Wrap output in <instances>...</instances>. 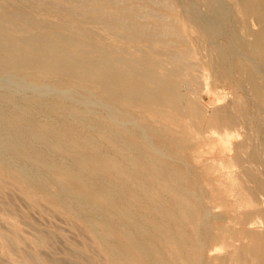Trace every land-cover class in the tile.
<instances>
[{
	"label": "bare ground",
	"instance_id": "obj_1",
	"mask_svg": "<svg viewBox=\"0 0 264 264\" xmlns=\"http://www.w3.org/2000/svg\"><path fill=\"white\" fill-rule=\"evenodd\" d=\"M216 2L219 3L217 0ZM148 3H150V5L154 3L156 7L157 4H159V6L160 4H164L167 9H175V0H0V80L28 85L43 84L45 86V84H48L50 86H48L49 88L52 87L54 90L57 89L64 92L65 95L70 99L72 98V100L73 98L79 97L88 104L94 105L89 106V104L88 106H81L59 97L45 98L39 96L32 101V113L36 116L59 117V123H51L48 119H36L34 118L35 116H26L14 109H10L6 111L5 121L0 124V150L5 153H10L16 159L24 160L29 167L48 177V182L43 183L39 175H34L27 170L23 171L15 168L11 162H3L0 160V176H3L1 178L0 187L1 184L6 187L14 185L18 187V189H21L20 191H23L26 196L31 198L33 204L38 206H49L53 210L51 215L52 213L54 214L55 211L65 216L72 227L81 233L80 235L83 237L82 240L87 244L90 243V246H93L99 251V257L96 259L94 256L90 257V254L88 257L83 256L84 253L81 250L83 246L78 248L79 246L76 247L71 245L72 247L69 246L70 248H73V246L76 247L75 253L79 258L81 257V259H78V257L71 259L67 257V260L57 257L50 258L37 251L36 253L35 251L32 253L30 250H26V248L19 249L21 239L24 238L19 234L21 237L20 239V237L17 236L18 234H15L16 232H13L14 236L9 237L8 235L12 234L7 235L1 231L0 238L2 243L0 245L2 246L3 244L8 252L19 253L21 264H180L183 260L186 264H206L204 257L206 249L212 245L213 242H218L221 238L220 233H213V231L210 230L212 226L210 228L207 226V220L204 218L202 212L200 213V215L202 214L200 221L196 222L197 226L193 228L192 231H190L187 226L183 225L184 223L180 224L177 222L181 218L188 221L189 218L195 216V210L192 211L191 208V201L198 203L199 207L202 208V196H200L199 193L200 185H198V180L192 177L186 168L177 166L179 165V163L176 164L177 159H174L176 160V163L174 162L175 164L170 161L172 157H170L168 153L167 148L169 147H166L164 144L168 140L165 138L167 136H164L167 133L163 132V135L160 131V134H162L166 140H162L163 142L161 141L162 143L159 144L156 141L162 136L157 139V132L155 133L152 131L155 128L148 129L149 122H147L148 126L145 125L146 127L140 126V117L139 119L135 118L138 120V124L131 114V110L123 108V106L131 108V106L127 104L128 101H131L133 98H135V100L139 98L137 101L141 102L138 103L140 107L138 109L143 108V110L147 109L152 112L157 111L158 107L154 109L153 104L163 103L162 101L166 99L165 97L167 94L173 97V107L175 105L177 107L178 104H180L178 102L180 96L177 92L178 84L181 83H178V81L175 80L176 78L172 80V76L176 75L178 70L170 69V71L165 73L160 72L158 68L161 67L164 57L162 56L163 58L160 59L159 53H161V50L167 49L168 46L174 44L179 46L180 44L183 45L182 47H184L183 50L185 54H190L191 51L188 50V44L184 41L182 34L175 27L177 25V20L179 21V19H177L178 16L174 19L172 18L173 20H171V23H165L167 19H165L166 17L164 15L158 13L156 10L150 9L148 13H146L148 16H145L149 19L147 21L143 20V18H147L144 17V14L140 15V13L143 12L144 8L146 9ZM189 3L194 4L190 1ZM220 3L222 2L220 1ZM200 4L206 10H212L213 8L209 0H201ZM187 6L188 5H186V7ZM180 7L181 5L179 8ZM218 7L220 8V5ZM227 7L226 9H229V7ZM162 8L160 9L161 11ZM230 8L234 14L240 15L243 18L249 17L248 24L250 27H248L253 29V32H251L252 30L250 29V33H254L255 37H253L252 40L254 41L251 45L260 48L261 56H264V0H234ZM191 10L192 9H190V12ZM216 10L217 9H215V11ZM222 11L225 12L226 10L222 9ZM172 14L173 13L170 15ZM215 14L217 15V13ZM198 15H194L195 17L191 16L192 18L190 17V19H192V23H190L196 28L195 30L199 31L201 34H199L200 36H203L204 39L210 41V43H214L213 41L216 38L217 32L215 29L216 26L212 22V17L210 18L205 14L203 16ZM225 16L228 15L226 14ZM190 19L188 18V20ZM85 21H89L93 24L96 23L94 26H96L97 23L104 24L108 30L114 32L120 39L126 41L125 44H127V42H132V45H134L133 43L135 42H146L149 51H147L144 56L142 55V58L140 54V58H126V69H123V66V68H120L117 64L118 59L114 57L117 54L114 55L112 47L101 43L103 38L99 41L98 37L88 30L89 28L85 29L82 26V23L84 24ZM245 22L246 21H244V23ZM180 24L183 23L181 22ZM192 26L190 27L191 29L193 28ZM100 27H103V25L100 24ZM92 28L93 27H91V30H94ZM182 30L184 31L183 28ZM222 30L224 31V29H221V31ZM95 31L96 30H94V32ZM104 33L105 32H103V34ZM187 35L189 36L190 34ZM234 36L236 35L234 34ZM235 39H238V37L236 36ZM189 41L193 42L192 40ZM109 42L111 41L108 40V43ZM87 46L90 47V49H88L91 51L85 48ZM135 46H137V44H135ZM228 46L233 47V44ZM125 47L128 49V46ZM213 49H216L217 57L219 58V63H217V65L220 68L219 70H221L224 64L222 50L218 48L216 44ZM183 50L181 51L183 52ZM235 50L233 53H235ZM133 51L136 52L137 50L133 49ZM243 51L241 52L244 53ZM84 52H91L93 54L88 55L86 53L87 55H85ZM229 52L228 50V53ZM236 52L238 53V51ZM181 54L182 53L178 51H174L173 59H178ZM201 54L202 53L198 55ZM139 55L137 56L139 57ZM130 56H132V54H130ZM191 56L189 55L188 58ZM232 56L233 55L230 57ZM240 56L245 57L244 55ZM249 56H247V58ZM203 57L206 56L204 55ZM208 57L209 55L207 58ZM168 61L170 62V60ZM174 62L172 61L170 63L172 64ZM179 62H181V65H176L184 66L182 65V60ZM252 63L254 65V61H252ZM228 66L230 67V65ZM214 67L216 68V65ZM243 69L240 65L235 66V70L240 73ZM95 76H98V78ZM196 79L197 78H195V80ZM186 82L185 80V83ZM149 84H154V87L149 86ZM183 86L182 88L184 89ZM252 88L255 93L260 95L261 87L259 85L253 84ZM13 91L15 90L13 89ZM134 103L135 102H133V104ZM162 107H164V105ZM223 107L225 108V106ZM188 108H186L187 111ZM224 108L219 109L217 112L215 110L214 112L216 113L213 119L215 122L222 125H230L234 123V119L230 115L232 113H228L227 106L225 109ZM138 109L136 111H138ZM147 110H145V112ZM197 111L199 112V110ZM242 111L248 112V110ZM232 112H235V110ZM66 113L72 117L69 118L67 115L65 116ZM182 113L181 111V114ZM147 115L145 116L147 117ZM153 115L149 117L151 120ZM180 117L182 116L180 115ZM241 117L242 116L238 118ZM172 118L174 120L177 119V117H175L176 119L174 117ZM172 118H169V120ZM155 119L157 118L155 117L154 121H156ZM179 119L178 117V120ZM244 119L246 120L245 117ZM147 120L149 119L147 118ZM240 120L241 119H239V121ZM146 121L144 119L143 122ZM164 122L165 121H163V125L165 124ZM236 122L239 123L238 121ZM242 122L241 120V123ZM173 123L176 122L173 121ZM151 124L152 123H150L149 127L152 126ZM165 125L163 127H165ZM180 126L182 125L180 124ZM159 128L160 127H158V129ZM107 130L113 131L114 135L110 136ZM14 133L20 135V142H14L10 138ZM186 134L187 133L181 135H185L184 137L186 138ZM92 135L102 136L106 139L107 146L104 149L105 151L101 144H98L94 140L95 138H92ZM254 137L253 135V138ZM168 138L170 140L173 139L171 137ZM100 142L103 141L100 140ZM181 142H183V139ZM251 142L253 144V141ZM251 142L249 145H251ZM262 142L264 144V140ZM177 143L179 145V142ZM184 144L185 143H183V146ZM123 150L124 153L119 157L118 153ZM178 152L175 153L177 154ZM242 154H245L244 151ZM257 158L259 157L257 156ZM261 159L259 158V160ZM243 162H245V166L243 165L245 167L243 169V177H246V182H249L248 188H245L244 191H248L246 193L248 194L249 203L253 207L256 206L258 208L261 206L259 197H264V162H260V164L262 163L263 169L259 167V162L257 161L256 163L253 158H247ZM165 182H167V184ZM0 189L2 190L3 188ZM10 190L12 189H9V191ZM3 191L5 192V189ZM166 191L172 192L173 196L171 198L166 197L164 194ZM162 194L165 196L162 197ZM247 194L245 195L247 196ZM0 195L3 194L1 193ZM24 197L25 196H23V198ZM166 202L169 203L167 204ZM2 205L0 206L2 207ZM11 209L14 210V207H11ZM11 209L10 211H12ZM15 211H12V213L14 212L15 214L17 212ZM24 214L26 215V212ZM13 215L11 217H13ZM256 215L264 217V209L259 208ZM185 217H188V219ZM253 219V216L249 214H245L242 219V223L245 225V230H247V232L253 230L252 228L255 224ZM13 223L12 225H14ZM236 225H238V223ZM221 227H223V225H221ZM13 228H15V225ZM29 228L32 227L30 226ZM4 230L6 231V229ZM15 230L16 229H14V231ZM234 230L236 231V229ZM34 231L36 232V230ZM46 232V230H42L37 233L36 236L39 240L35 239L40 241V244L46 245L50 239L52 240L48 232ZM235 236L233 239L236 238ZM255 236L252 242L247 243L244 248L248 247L249 249L252 245H259L260 253L255 255L250 252L247 253V250H244L243 246L236 247L235 244L232 245L234 246V248L232 247L233 249H229L231 250V254L228 253L230 255L229 263L264 264V235L256 234ZM224 237L226 238L227 236H223V238ZM241 241L245 242V240ZM224 242H227V240ZM244 242H242V244ZM24 245L25 243L22 246ZM44 245L43 247L45 248ZM230 245H228V247H231ZM36 246L41 249L40 245ZM82 249H85V247ZM41 250L43 251V249ZM86 251L89 253L90 250L87 249ZM224 255H226V253ZM226 259H228V257ZM11 260L13 261V259ZM11 260L8 261L10 262ZM4 262L5 260L2 261V263Z\"/></svg>",
	"mask_w": 264,
	"mask_h": 264
},
{
	"label": "rangeland",
	"instance_id": "obj_2",
	"mask_svg": "<svg viewBox=\"0 0 264 264\" xmlns=\"http://www.w3.org/2000/svg\"><path fill=\"white\" fill-rule=\"evenodd\" d=\"M181 1H182V3H181ZM189 1L193 2L196 6L194 4H190ZM209 1L212 3V7H213V8L211 7L212 10L204 9L200 4L201 0H186V1L185 0H178V2H180V3H178L177 0H175V9H167L164 4H162V5L160 4V6H159V4H157V7H156V6H154L155 5L154 3H153V5L151 4L153 6L152 7L150 5V3H148V5L146 7L147 10L144 8L145 11L143 10V12L140 13V15L144 14V17H145V16H148V15H146V13H148V11L150 9L156 10V11H158V13H160L166 17L165 19H167V20L165 21V23L166 22L171 23V20H173L175 17L178 16L177 19H179L180 22L177 20V25L175 27L182 34L184 41H186V43L188 44V50L191 51L190 54H185L184 50H183L184 47H182L183 45L180 44V46H179V45L174 44V45L168 46L167 49L161 50L160 51L161 53H159L160 59H162L164 57L162 59L161 67L158 68L160 72L165 73L167 71H170V69H172V70L177 69L178 70L177 74L172 76V80H174L176 78L175 80L178 81V83H181V84H178V92H177L180 96V99L178 102L181 105L178 104L177 107H176V105L173 107L172 106V105H174L173 97H171L172 95L170 96L169 94H167L165 97L167 100L166 99L163 100L162 101L163 103H161V104L159 103V104H155V105L153 104L154 109H156L158 107L157 108L158 112L153 111L154 112L153 113L152 111L144 108L145 110L150 112V113H148L147 111L145 112V110H143V108L138 109V108H140L138 103L141 102L140 100H139L140 102L137 101L139 98L137 100H135V98H133V99H131V101L130 100L128 101L127 104H129V106H131V108H128L126 106L125 107L123 106V108L131 110L130 112L133 115L134 119L135 118L139 119V117H140V119H142L144 116V118L142 120L144 121V119H145V121H146L148 118L150 121L147 120L146 122H143L142 120L139 119V123L141 122L140 126L146 127L145 125H147V122H149L148 123L149 126H150V123H152L151 125L153 127L152 126L149 127L147 125L148 126L147 128L148 129H150V128L154 129L155 128L154 130H152V129L151 130L154 131L155 133L157 132L156 133L157 139L160 136H162L159 138V140H157L155 138L157 140L156 142H158L160 144L163 142L162 140H166L165 138L168 139L166 141V143H164V144L166 145V147H169V148H167L168 153H169L170 157H172V159L169 158L170 161L173 164H175L176 160H174V159H177L176 164L179 163V165H177V166H180L182 168H186L192 177L197 178L198 185H200L199 193H200V196H202L201 197L202 208L199 207L198 203H194L193 201H191L190 202L191 208H192V211L195 210L194 213H195L196 217L194 216V217L189 218V219H188V217H185L188 219V221H185V219H182V218L181 219L178 218L179 220L177 222H179L180 224L184 223L183 225L187 226V228L190 229V231H192V229L196 228V226H197L196 222L200 221L201 216H202V214L200 215V213L202 212L204 215V218H206V220H207V226L209 228L212 226V228L210 230L213 231V233H216V232L220 233L221 238L218 241L219 243L217 241L213 242L212 245H210L205 251L204 257H205L206 264H226V263L227 264H233V263H229V261H230V255L229 254H231V250H229V249L234 248V246H232V245L236 244L235 245L236 247H239V246L242 247L243 246V248H244V246L247 245V243L252 242L253 238L256 237L255 236L256 234L257 235H264V217H259L258 215H256L259 208L264 209V199H263L264 197H262V196L259 197V202H260L261 206H259L258 208L256 206L253 207L249 203L248 194L246 193L248 191L247 190H246V192L244 191L245 188H248L249 182H246V177H243L244 176L243 169L245 168L244 167L245 162H243V161L245 159L253 158V160L256 163H257V161L259 162L258 164H260V162H264V144L262 142L264 140V112H263V110H264V77H263V75H264V70H263L264 69V56H261L260 48L253 47V45H251V43L254 41V40H252L254 37V33L253 34L250 33L251 30H252L251 32H253V29L249 28L250 27L248 24L249 17H245L246 18L245 19L240 15L234 14L232 9L230 8V5L234 3V0H217V1H219V3H220V1L222 2L220 4L218 2H216V0H214L215 2L213 0L212 1L209 0ZM213 4H214V6H213ZM222 4H224V5H222ZM225 4L229 7L230 10L226 9L227 6ZM180 5H181V7L179 8ZM186 5H188L187 6L188 8L186 7ZM192 5H194V6H192ZM219 5H220V8L218 7ZM164 6H165V8H164ZM189 7H190V9H192L191 12H190ZM197 7H199L200 9ZM161 8H162V11L160 10ZM214 8L217 9L216 10L217 12L215 11ZM219 9H221V10H219ZM222 9H225L226 11L223 12L224 10L222 11ZM166 11H167V13H166ZM204 11L206 13L209 11L210 13L208 12L206 14ZM174 12H175V14H174ZM211 12H212V14H211ZM171 13H173L174 15L173 14L170 15ZM215 13H217V15ZM223 13H225V14H223ZM193 14L195 16H197L198 14L203 16L205 14L210 18L212 17V19H213L212 22L216 26L215 29H216V32L218 33V34L216 33V38L213 42L216 44V46H218V48H220L222 50V54H223V63L224 64H223L221 70H219L220 68L217 65V63H219V58L217 57L216 49H213L215 44L212 42L210 43V41L204 39L203 36H200L201 34L199 33V31L195 30L196 28H194L192 26V24H191L192 19H190V17L191 16L195 17ZM226 14L228 16H225ZM236 15L239 17H237ZM215 16H216V18H215ZM218 17L220 20L218 19ZM145 18H147V17H145ZM188 18L190 20H188ZM148 19L149 18H147V19L143 18L144 21H147ZM185 19H187V20H185ZM225 21H226V23H225ZM244 21H246L245 22L246 25H245ZM181 22L183 24H180ZM88 23H89V25H88ZM84 24H87V25H84ZM84 24L82 23V26L85 29L89 28L88 30L93 32L98 37L99 41L103 38L101 40V43H104L105 45L112 47V49L114 50L113 51L114 55L117 54L114 57L117 58L118 60L121 59L119 61L117 60V64L119 65L120 68L124 67L123 69H126V66H127V65H125L126 60H127L126 58H128V59L133 58V57L134 58H140V55L142 58L144 56V54H146V52L149 51L148 50L149 48H147L148 45L146 42H138L139 44L135 42V43H133L134 45H132V42H127L128 45L125 44L126 41L120 39L114 32H111L110 30H108L104 26V24H102V23H97V25L94 26V24H96V23L93 24V23H90L89 21H85ZM100 24L103 25V27H100ZM181 25L182 26L184 25L186 28L184 26L182 27ZM190 25L194 29L193 28L191 29ZM90 26L93 27L92 29H94L96 31L94 32V30H91ZM182 28L184 29V31L182 30ZM228 28H230V29H228ZM186 29H188V30H186ZM221 29H224V31L223 30L221 31ZM97 31H100L101 33L97 32ZM103 32H105V33L103 34ZM194 33L197 35H195ZM187 34H190V35L188 36ZM234 34L238 37V39H235L236 36H234ZM190 36H192V37H190ZM195 38H196V40H195ZM108 40L111 42L108 43ZM189 40H192L193 42H190ZM112 41H114V42H112ZM199 41H200V43H199ZM118 43H120V44H118ZM190 43H191V46H190ZM114 44L116 45V47ZM135 44H137V46H135ZM140 44L141 45L144 44V45L141 46ZM230 44L231 45L233 44V47L232 46L229 47L228 45H230ZM248 45L251 47L252 50L250 49V47ZM125 46H128V49ZM176 46H179L182 48H179ZM174 47H175V49H174ZM192 47L193 48L195 47V48L193 49ZM238 47L239 48L241 47V48L239 49ZM85 48L88 51H91V50H89L90 49L89 46H87ZM170 48H172V49H170ZM201 48H202V50H201ZM133 49L137 50V51L135 52V51H133ZM210 49H211V51H210ZM235 49H237V50H235ZM117 50L119 51V53ZM181 50H183V52ZM196 50H197V52H196ZM203 50H204V52H203ZM212 50H213V52H212ZM228 50L230 51L229 52L230 54L228 53ZM234 50H235V53H233ZM123 51H124V53H123ZM174 51H178V52L182 53L181 55H179L178 59H173V52ZM236 51H238V53ZM241 51H243L244 53H242ZM87 52H84L85 55L93 54L91 52L90 53H87ZM200 53H202V54L198 55ZM205 53H207V54H205ZM211 53L212 54L216 53V54L212 55ZM239 53H240V55H244L245 57L242 56L243 57L242 58L239 55ZM119 54H121L123 56H121ZM130 54H132V56H130ZM249 54H250V56H249ZM137 55H139V57ZM189 55L190 56L192 55L193 58H192V56L188 58ZM204 55L206 57H203ZM208 55H209V57L207 58ZM231 55H233L232 56L233 59H232V57H230ZM118 56H120V57H118ZM165 56H167V57H165ZM215 56H216V58H215ZM247 56H249V57L247 58ZM121 57H124L125 59L121 58ZM224 58H225V61H224ZM168 60H170V62H172V61L176 62L177 61L178 63L174 62L172 64H175V65H172ZM181 60L183 62L182 65H184V66H178L181 63V62H179ZM213 60H214V62H213ZM252 61H254V65H253ZM193 63H194V65H193ZM176 64H178V65H176ZM215 65H216V68L214 67ZM228 65H230V67ZM237 65H240L242 67V69L245 67L241 73L235 70V66H237ZM250 65L253 66L254 69ZM186 66H187V68H186ZM188 67H189V69H188ZM190 67H192V68H190ZM261 67H262V69H261ZM198 68H199V70H198ZM195 71H196V73L197 72L198 73L196 74ZM247 73H248V75H247ZM95 77L98 78V76H95ZM194 77L197 79L195 80ZM185 80L187 81L186 83H185ZM10 82H12V81L7 82V80H0V124H2L5 121L6 111H8L10 109H14L17 112H19L20 114H23L26 116L27 115L30 117L35 116L34 118H36V119H48L51 123H59V120H60L59 117H56V116H49V117L36 116L34 113H32V111H31L32 101L36 97H39V96H42L45 98L59 97V98L65 99V100H69V101H71L77 105H81V106H85V105L88 106L90 104V103L88 104L82 98H79V97L75 98V99L73 98V100H72V98L71 99L68 98L64 92H61L57 89H55L56 90L55 91L54 88H52V87L49 88L50 86L48 84H45V86H44L43 84L42 85L41 84L28 85V84H19V83H14V82L10 83ZM253 84H257L261 87L260 95L254 92V90L252 88ZM149 86L154 87V84H149ZM182 86L184 87V89L182 88ZM233 87H235V88H233ZM5 88H6V90H5ZM13 89L15 91H13ZM44 94H46V95H44ZM261 94H262V96H261ZM242 100L244 101V103ZM168 101H169V103H168ZM17 102H18V104H17ZM81 102H82V104H81ZM133 102H135L136 104L135 103L133 104ZM163 105H164V107H162ZM89 106H94V105L90 104ZM223 106H225V108L227 106V111L229 114L232 113L230 115L234 119V123H231L230 125H222V124L214 121L213 118H214L215 113L219 109L224 108ZM16 107H18V108H16ZM185 107L186 108L189 107L188 111L186 110ZM196 107H197V109H196ZM137 109H138V111H136ZM140 110H141V112H140ZM142 110L144 111V114H143ZM171 110H174V111H171ZM192 110H193L194 114H193ZM197 110H199V112ZM215 110H216V112H214ZM234 110H235V112H232ZM242 110H248V112L242 111ZM181 111L184 114L183 113L181 114ZM186 112H188V113H186ZM243 112H244V114H243ZM160 113H162V114H160ZM2 114H3V116H2ZM234 114L237 116H235ZM246 114L250 115V116H247ZM66 115H67V113L65 114V116ZM145 115H147V117ZM151 115H153V118H152L153 121L151 120V118H149V117H152ZM166 115H168L169 117ZM180 115L182 117H180ZM67 116L69 118L72 117L69 114ZM240 116H242V117L238 118ZM155 117L158 120L155 119L156 121H154ZM172 117H174V118L177 117V119L175 118L176 120H174ZM178 117L180 118L179 120H178ZM199 117L202 119H200ZM234 117H236L237 120ZM244 117L246 118L247 121L244 119ZM169 118H172V119L169 120ZM239 119H241L243 122L241 123V120L239 121ZM177 120H178V122H177ZM137 121L138 120H136V122ZM163 121H165L164 123L165 124L167 123L168 125L166 124L167 125L166 126L164 124L165 127H163L164 126ZM173 121H175L176 123H173ZM236 121H238L240 123V125ZM142 122H143V124H142ZM153 122H154V124H153ZM176 124H178V125H176ZM180 124L182 126H180ZM174 125H176L177 127ZM259 125H260V127H259ZM247 126H249V127H247ZM158 127H160V128L158 129ZM163 128H164V130H163ZM180 129L182 130V132ZM186 129L188 130V132ZM160 131L162 134H163V132L167 133L165 135L163 134L164 136H167V137L164 138L163 135L160 134ZM247 132H248V134L250 132L251 133L248 135ZM107 133L110 136L114 135V132L111 130H107ZM184 133H187L186 138L184 137L185 135L184 136L181 135ZM252 133L255 136L254 138H253ZM258 134H259V137H258ZM168 137H171L173 139L170 140ZM10 138L14 142H20L21 141V137L17 133L12 134L10 136ZM92 138L93 139L95 138L94 140L98 144H101L103 150L105 149L107 144H106V139L104 137L92 135ZM244 138L246 140L248 138L247 142ZM255 138H257V139H255ZM258 138H260V139H258ZM182 139H183V142H181ZM261 139H263V140H261ZM100 140L103 142H100ZM251 141H253V144ZM177 142H179V145ZM180 142H181V144H180ZM250 142H251V145H249ZM183 143H185L184 146H183ZM246 144H248V145H246ZM253 145H254V148H253ZM246 148H248V149H246ZM241 150H243L245 154H242L243 151H241ZM175 152H178L179 154L178 153L176 154ZM122 153H124V150L120 151L118 153L119 157H121ZM254 153H256V154H254ZM254 155H256V156H254ZM261 155L263 156V158ZM243 156L245 159L243 158ZM257 156L260 159L261 158L262 159L259 160V158H257ZM256 159H257V161H256ZM0 160L3 162H11L15 168L21 169L23 171L27 170V171L33 173L34 175H39V177L43 183L48 182L47 176H45L42 173L37 172L36 170L32 169L31 167H29L25 163L24 160L16 159L10 153H5V152H2L0 150ZM259 167H261V168L263 167L262 163L259 165ZM256 171L259 172L258 170H256ZM2 177L0 176V182L2 181L1 180ZM242 178H243V180H242ZM165 183L167 184V182H165ZM7 187L4 185L2 186V184L0 187V188H3L2 190L0 189V194L1 193L3 194V195H0V205H2V204L4 205V206L2 205V207L0 206V211H1V213H0V227H3V228H0V232L2 231L4 233H6L7 235L12 234V235H8L9 237L14 236L13 232H16L15 234H18L17 236H19V234H20V236L23 237L24 239H21V237L19 236L21 239L19 249L20 248L21 249L26 248V250H30V252H32V253H34L33 251H35V253L37 251L38 253L44 254L50 258H54V257L56 258L57 257V258H61V259L64 258L63 260H67V257H68V259L69 258L71 259L74 257H76V258L78 257V259H81V257L79 258V256H77V254L75 253V249L77 246H79L78 248H81L83 246V247H85V249H82L83 247L81 248V250L84 253L83 256L88 257L90 254V257L94 256L96 259H98L99 251L97 249H95L93 246H90V243L87 244L84 240H82L83 237L80 235L81 233L77 229L72 227V225L70 224L69 221H67V218H65V216H63L59 213H56L55 211H54V214L52 213V215H51V212L53 210L49 206L35 205V204H33V200L31 198H29L28 196H26L25 193H23V191H20L21 189H18V187L14 186V185L13 186L9 185ZM4 189H5L6 193L3 191ZM9 189H12V190L9 191ZM202 192H203V194H202ZM164 194L166 195V197H170V198L173 196V193L169 192V191H166ZM245 194H247V196ZM22 195L25 196L24 197L25 199L23 198ZM165 195L162 194V197H164ZM5 203H7V204H5ZM8 203H9V205H8ZM166 203L168 204L169 202H166ZM11 207L12 208L14 207V210L11 209ZM4 209H5V211H4ZM10 209L12 211L16 210L17 212L15 211L16 213L14 214V212L12 213V211H10ZM23 212L24 213L26 212V215H28V214L29 215L26 216ZM9 213H11V214H9ZM13 214L16 216H14ZM245 214H249V215L253 216V218H254L253 221H255L254 227L252 228L253 230L249 231V232H247V230H245V225L242 223V219L245 216ZM12 215L14 218L11 217ZM8 216H10V217H8ZM16 217H19V218H16ZM9 218H11V219H9ZM194 218H195V221H194ZM3 219H5L7 221V223ZM10 220H11V222H10ZM24 220L26 221V223ZM1 221H3V222H1ZM15 221H16V224H15ZM192 221H194V222H192ZM12 223L15 225V228H13L14 225H12ZM17 223H18V226H17ZM237 223L239 226L236 225ZM191 224H192V226H191ZM26 225H28V226H26ZM221 225H223V227H221ZM229 225L233 226V227H230ZM30 226L32 228H29ZM19 227H20V229H19ZM213 227H214V229H213ZM39 228H41V229H39ZM4 229H6V231ZM9 229L12 231H10ZM14 229H16V230L18 229V230L14 231ZM219 229H221L223 232ZM234 229H236V231ZM7 230H8V233H7ZM34 230H36V232ZM42 230L43 231L46 230L48 232V234L50 235V238H52V240L50 239L51 242L48 241V243H46V245L40 244V241H37L39 239H37L36 235L38 232H40ZM52 232L54 235L52 234ZM43 233H45V232H43ZM25 236L27 239L25 238ZM223 236H227V237L226 238L224 237L225 238L224 239ZM234 236L236 238L233 239ZM221 240H222V242H221ZM226 240H227V242H224ZM241 240H245V242L241 241ZM1 241L2 240L0 238V244L2 243ZM35 241H37L38 243ZM53 242H55V243H53ZM242 242H244V243L242 244ZM24 243H25V245L22 246ZM227 244L228 245L231 244L230 245L231 247H228ZM26 245H29V246H26ZM36 245H40V247H41V249H43V251L40 248H38ZM43 245L45 246V248L43 247ZM71 245H74L76 247L73 246V248H70V247H72ZM0 247H1L0 252L2 254V255L0 254V264H8V263L9 264H11V263L12 264H14V263L15 264H19V263L21 264L22 263L20 261L21 257L19 255V253L17 254V253L8 252L7 249L3 246V244H2V246L0 245ZM256 248H257V250H256ZM35 249H39V250H35ZM71 249H73L74 251ZM87 249L90 250L91 252L89 251V253H88V251H86ZM244 250H247V253L250 252L254 255L260 253L259 245H252L249 249L247 247V248H244ZM255 251H256V253H255ZM93 252H95V253H93ZM225 253H226V255H224ZM4 254L6 257L4 256ZM70 255H72V256H70ZM213 256L216 258H214ZM227 257H228V259H226ZM11 259H13V261L14 260L15 261L13 262ZM217 259H218V261H217ZM4 260H5V262L2 263V261H4ZM8 260H11L10 261L11 263ZM181 262H180V264H186V262L184 260L182 263ZM234 264H237V263H234ZM239 264H245V263H239Z\"/></svg>",
	"mask_w": 264,
	"mask_h": 264
}]
</instances>
